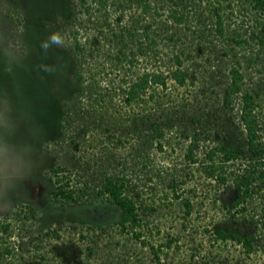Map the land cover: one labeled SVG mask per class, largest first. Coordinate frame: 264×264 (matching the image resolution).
I'll return each instance as SVG.
<instances>
[{"label": "trees", "instance_id": "obj_1", "mask_svg": "<svg viewBox=\"0 0 264 264\" xmlns=\"http://www.w3.org/2000/svg\"><path fill=\"white\" fill-rule=\"evenodd\" d=\"M77 1L73 4L71 0H0V132L2 137L4 134L7 138L13 132L10 130L11 126L13 133L25 135L27 132L31 137L28 147L22 146L20 152L10 150L3 144L0 165L5 161L15 166V157H18L19 164L22 159L27 161L23 170L17 164L14 170H9L12 172L11 176L5 173L3 175V182L13 178L19 180L26 195V198L22 196L19 200H11L14 205L13 211L9 213L22 227L38 220V214L40 219V210L32 205L28 198L31 195H27L32 184L37 186L36 189L44 187L50 204L58 209L86 204L97 206L101 211L110 209L111 213L108 214L109 219H104L103 222L81 221L74 224L58 218L51 222L53 225L48 222L45 231L41 229L35 236L27 231L25 245L16 249V252L21 253L18 251L21 248L24 255L16 254L13 247L3 248L1 244L0 264H143L140 253H136L133 261L129 262V249L134 245L147 248L151 255L149 264H189L204 246L212 250L213 246H224L227 242L239 247L244 256L253 254L257 250L254 239L264 241V83L257 85L260 82L258 79L256 82L253 80V83L245 80L248 72L256 66L254 59L247 60L246 54L253 52L252 42L257 50L264 51V0H244L260 18L256 17L253 21L249 39L245 38L247 33L244 30L238 27L230 30L229 25L224 26L225 20L221 14L224 6L220 0H213L214 5L209 11L211 29L207 28L206 33L204 31L194 36L197 41L183 42L181 50L169 52L173 70L170 69L166 77L156 73H141L124 90V98L121 99L123 106L140 102L141 93L149 88L165 89L167 81L173 82L177 88L195 85H198L195 87L197 89L209 87L208 94L219 97L218 107L206 112L204 120L196 121V124H202L205 120L209 123V119L214 116V121L210 123L216 125L218 131L205 135L201 145L197 144L195 132L181 134L180 137L186 141L185 146L181 148L180 158L179 154L174 155L173 158L176 159H172V162L175 166L178 165V171L183 172L185 177L183 180L177 179L174 167V178L170 181L162 180L166 183L158 191H164L160 196H156V192L148 195L145 188L132 183L126 176L109 174L106 170L110 167L109 160L104 159L101 152L114 147L107 149L101 143L112 140V133L103 123L97 127L93 125L94 118L98 119L96 114L100 111L94 98L97 93L91 84L81 86L83 70L78 54L83 49L76 39L79 33L75 29L80 27L81 17L89 21V28L96 34L91 37L89 46L91 49L97 48L96 44L100 42L102 35L100 28L103 26L108 30L110 27L100 17L107 18L106 8L110 7L115 12V4L119 3L120 7L117 9L125 10L133 6L141 14L129 22L133 25L132 33L126 32L124 40L131 41L132 35L135 36L133 32L137 31L135 28H139L142 22V16L149 13V0H91L100 16L94 20L87 0ZM240 5L239 1L237 6L236 0L237 9ZM230 7L227 5L226 8ZM153 14L157 15L155 12ZM174 14L171 12L168 19L179 23L182 17H175ZM117 20L121 22V16L114 18L113 22ZM230 26L236 25L232 21ZM140 29L139 44L146 43L148 47H155L156 41L154 35L150 34L149 27ZM36 33L38 41H35ZM53 34H59L62 44L50 41ZM172 41L180 39L170 36L169 42ZM44 43H48L47 49L42 47ZM138 52L143 54L141 50ZM185 64L187 65L184 66ZM9 67L11 72L8 71ZM210 82L213 85H208ZM83 91L86 94L82 97L88 105L85 114L90 116V120L85 121L83 117H79L84 113L83 109L73 114L69 113L72 106L64 109L70 96L77 93L81 96ZM111 100L108 99L107 102L110 103ZM118 104L120 105V100ZM178 108H181V104ZM192 111V117L199 112L197 107ZM123 114L118 115L119 121L131 119L126 116L127 113ZM138 114L140 112L136 111L132 117L134 122L138 120ZM191 120L193 121L192 118ZM15 125L20 129H16ZM74 126H77V134L74 133L75 140L70 142L66 152L51 148L53 144L57 147L61 138L64 141L65 134L72 132ZM144 129L137 135L138 145L150 148L152 143H156L155 148L161 151L162 131L159 126H144ZM226 131L231 132L233 142L222 140ZM140 135L142 138H139ZM93 136L99 138L97 144L90 143ZM83 138H86L85 141H82ZM237 139L241 140L239 146L234 144ZM86 143L89 153L83 152ZM182 143H165L168 145L169 155L175 154ZM97 149L99 152H95ZM88 154L90 157L84 168L87 172L94 168V164L99 163L94 169L97 171L92 170L93 175L80 170L79 162H75L76 165L68 162L89 156ZM61 158L65 161H60ZM142 159L145 161L143 156ZM33 164L39 166V173L31 172L30 166ZM238 166H245L241 170L242 174L232 171ZM160 170L154 169V175L167 180L166 177L169 176L165 169L161 175ZM2 172L3 170L0 173ZM197 177L208 182V185L203 187L197 183V194L195 186L182 189L185 183L194 181ZM27 180L31 184L29 187L25 183ZM253 195L259 198L255 208L257 220L249 218L245 221L249 224L253 221L260 237L259 234L254 237L250 231H241L235 225L238 216L247 211L245 205ZM202 207H210L209 210L212 211L208 217V226H201L202 231L200 235L197 234L198 239L204 238L206 243L202 246L192 242L190 247L180 234L190 230L188 226L191 218L195 217L197 221L208 216ZM213 218L219 219L212 223ZM227 219L231 220L230 226L226 225ZM64 223L74 227L70 231L71 238L66 241L62 237L65 230H68L67 227L62 229ZM11 225H1L0 234H7ZM193 231L190 238L191 241H196L193 240L196 230ZM145 233L150 241L145 239ZM99 242L104 244L100 249L97 248ZM99 250L100 256L97 257L95 253ZM207 261L209 260L205 262L202 259L201 264H208Z\"/></svg>", "mask_w": 264, "mask_h": 264}, {"label": "rangeland", "instance_id": "obj_2", "mask_svg": "<svg viewBox=\"0 0 264 264\" xmlns=\"http://www.w3.org/2000/svg\"><path fill=\"white\" fill-rule=\"evenodd\" d=\"M41 1V0H39ZM72 3H77V0H71ZM115 1V0H112ZM123 1V0H121ZM120 1V2H121ZM173 1H175L173 4ZM149 0L148 3L150 5L149 13L142 16V22L135 29L137 31L133 32L135 36L132 35L131 41H125L124 36L125 33H132V24L129 22L141 16L140 12L131 7L129 9L121 10L120 7L115 4V12L112 11V8L107 7L105 13H108V17H100L98 16V11L95 10L96 5L91 0H87V4H90V11L93 16V19L96 17H100L101 20L107 21L109 23L108 30L105 27L100 28V42H98L97 48L91 49L89 46V42L92 40V36L96 34L89 28V21L87 22L85 18L81 17L80 19V27H76V31L79 35L76 36L79 45L83 49V51L79 52L78 59H81L82 63V72L81 77L83 78L82 87H86L87 85H93L95 94V99L98 102V111L96 117L94 118L93 125L98 126L103 123L107 126V129L112 133V140L109 142L101 143L105 148L114 147L113 149H108L107 151H102L101 155L103 158H107L109 160L110 167L106 168L109 174H117L126 176L131 180L132 183L139 185L147 190L148 195L152 192H156V196H160L164 191L158 193L159 189H163V185L166 182L170 181L174 178V167H175V176H178L177 179H182L185 177L183 172L180 173L178 171V165L175 166V163L172 162L174 155L177 156L179 154V158L182 154L181 148L183 149L185 146V142L183 138H181V134H191L192 132L196 133L197 144L201 145L203 137L205 135H211L218 131V127L216 125H212V121H214V116L208 120L202 121V124L197 123L196 121L199 119L202 120L205 116L206 112L213 111L218 107L219 102L218 98L213 95H209V87L206 88H195V86H188L184 88H177L176 85L167 81L165 89L161 88H149L148 90L141 93V101L137 103H131L129 105L123 106L124 90L134 81L141 73H156L161 74L163 77L168 75V72L173 70V62L171 61L169 52L175 49H182V43L187 40H196V35L203 33L206 29H211L210 25L212 24L210 21L209 11L211 7L214 5L213 0ZM240 1V8H236V0H220L224 9L222 10V17H224V26L229 25V29L233 30L238 27V29L244 30L247 34L245 38L249 39L250 31H253L252 23L255 18H259L254 11L251 10L249 5L244 0H237V6ZM117 2V1H116ZM119 2V1H118ZM124 2V1H123ZM122 3V2H121ZM230 3V4H228ZM95 5V6H94ZM227 5H230V9L226 8ZM219 10V7L217 8ZM157 15H154L153 13ZM174 12L175 17H182L179 23L168 19V15ZM212 12V11H211ZM121 16L122 21L113 22L114 18ZM105 18V19H104ZM260 19V18H259ZM264 22V18L262 17ZM99 20V19H97ZM91 21V20H90ZM232 21L236 26H230ZM153 23V24H152ZM99 24V23H98ZM149 27V32L153 36L156 41L155 47H148L145 44H139L138 35L141 31L140 28ZM110 29V30H109ZM130 29V30H129ZM237 29V30H238ZM123 31L124 33H121ZM34 34V33H33ZM119 35V36H118ZM174 35V36H173ZM37 36V37H36ZM115 36V37H113ZM150 36V35H149ZM150 36V37H152ZM172 36L173 39L178 38L180 41L177 42H169V38ZM35 41H38V34H35ZM200 42V41H198ZM201 43V42H200ZM253 46V52L246 54V58L254 59L256 66L250 72H248V78L245 80L252 81L256 79L260 80L257 82V85L264 83V51L257 50L254 42L251 43ZM35 50V48H34ZM33 50V52H34ZM141 50L143 54H140L138 51ZM256 59V60H255ZM185 64L184 66H186ZM171 69V70H170ZM253 78V79H252ZM94 83V84H92ZM213 85V82H210ZM251 85V84H250ZM84 92V91H83ZM215 93V91H214ZM85 92L80 96L79 93L75 96H70L69 102L65 104V110L68 107H71L69 113H77L79 110L84 111L82 115L79 117H83V121L90 120V116L85 114L86 108H88L85 99L82 96H85ZM219 95V93H216ZM149 96H152L149 99ZM108 99H112L110 103H108ZM120 100V105L118 104ZM181 104V108H178V105ZM197 107L198 114L192 117L193 108ZM140 112L138 114V120L133 121L132 117L135 113ZM123 113H127L131 119H125L123 122L118 120V115H124ZM143 115V116H142ZM193 119V121L191 120ZM5 119V118H4ZM143 120V121H141ZM204 120V119H203ZM92 122V121H91ZM90 122V123H91ZM207 123V124H206ZM152 125H158L160 130L162 131V139L160 140V144L162 150L159 151L155 148L156 143H152L150 148H147L142 145H138V137L137 135L141 134L145 129L144 126L150 127ZM76 127V128H75ZM101 127V126H100ZM105 127V126H103ZM16 129H20L18 125H15ZM2 129V128H1ZM10 130L14 132L13 128L10 126ZM115 130V131H114ZM26 131H28L26 129ZM4 132V131H3ZM10 133L7 138L3 134V137L0 132V154H2L3 144L6 147H9L10 150L21 151L22 146H27L28 143L31 142L30 135L26 132L25 135ZM77 134V126H74L72 132L68 131L65 134L63 140L57 144V147L51 145V148L59 149L60 152L64 153L67 150L70 142L75 140V135ZM225 134V135H224ZM223 134L224 138L222 140L225 142L227 140H232L229 142H233V137L230 136L231 132L226 131ZM149 135V133H148ZM217 135H220L217 133ZM216 135V136H217ZM222 135V134H221ZM100 136V135H99ZM215 136V137H216ZM23 137V138H20ZM42 136H40L41 138ZM74 137V138H73ZM219 137V136H218ZM139 138H142L141 135ZM86 138H83L82 141H85ZM99 138L93 136L91 138V144H97V140ZM7 140V142H6ZM70 140V141H69ZM69 141V142H68ZM183 142L180 145V149L172 156L169 155L168 145L165 143H174V142ZM241 140H238L234 143L236 146L240 144ZM9 142V143H8ZM83 145V142H82ZM88 143L84 144L83 152L88 151L89 147H86ZM148 145V143H147ZM146 145V146H147ZM50 147V146H47ZM24 151V150H23ZM94 153V150H92ZM95 152H99L97 149ZM84 155V154H82ZM89 155V154H88ZM142 156L145 158V161L142 159ZM31 157V153L30 156ZM89 156H83V158H79L78 160L68 161L72 164L75 162H79V169L84 171L87 175H93V171L97 168L99 163L94 164V168H90V171H86L84 168L87 166L86 163ZM26 159H22L20 161L21 164L18 163V157H15L13 161H15V166L6 163L5 161L0 165V172L3 170V174L0 173V233H1V225L5 223H11L10 229L7 231V234H0V245L3 244L4 247H13V251L16 252L19 246H23L26 243L27 231L32 232L33 236H35L39 230L45 231L48 222H53V220L58 218H63L64 220L72 223H79L81 221H88L91 223L100 222L104 219H109L108 214L111 213L110 209L102 211L100 208L94 205H82L68 208H57L50 204L48 200V193L44 187H39L31 185L30 181H25L27 186L31 185L29 192L27 195H31L28 198L32 201V205L36 206L40 210V219L38 214V220H36L33 224L28 223L25 226H20L14 221V217L11 216V211H13V198L19 200L20 197L26 198L24 191L20 186V181L16 179H7L3 182L4 173L8 176H11L12 172L9 170H14L17 167L23 170L26 167L27 161ZM3 161V160H2ZM62 162L65 160L61 158ZM26 162V163H25ZM58 164L60 162H57ZM248 164V162H245ZM57 164V165H58ZM103 164V163H102ZM6 165V166H5ZM76 165V164H75ZM246 166V165H245ZM245 166H238V168L230 167L236 174H242L241 171ZM2 168V169H1ZM31 172L39 173L38 165L30 166ZM154 169L157 171L160 170V175L162 174L163 169L169 177H166L165 180L163 177H158L154 175ZM93 170V171H92ZM24 173L26 171L24 170ZM163 180V181H162ZM189 183H185L182 187L183 190L189 189L191 186H195V193L197 194L198 185L202 184L203 187L208 185V182H204L200 177L193 179ZM28 182V183H27ZM198 183V185H197ZM196 184V185H195ZM35 187L33 190L32 188ZM25 195V196H24ZM257 202H259V198L255 195L251 197V201L246 203L245 207L247 211L244 214L238 216V220L236 222V227L241 231H250L255 237L259 234L256 225H254L253 221L257 220ZM197 203V201H195ZM25 204V203H23ZM10 206V207H9ZM4 208V209H3ZM210 207H202V210L206 211L208 215L205 218L195 220V217L191 218L190 227L191 232L186 231L185 233L180 234L184 237L187 245L193 243H200L202 246L205 245V239H198L202 227L208 226V220L211 216ZM10 213V214H9ZM251 218L253 221L249 224L246 219ZM214 219L212 223H215ZM231 220H226V225L229 224ZM51 223L50 225H53ZM44 225H46L44 227ZM69 225V226H68ZM233 225V226H235ZM68 228L65 230V234L62 236L63 241L71 238V232L74 227L71 224L64 223L63 225ZM202 226V227H201ZM32 227V228H31ZM32 229V231H31ZM193 229L196 230V235L193 236V240L191 241V235L194 233ZM28 234V233H27ZM145 239H150L146 236ZM260 237V234H259ZM183 239V240H184ZM255 240V245L257 250L249 256H244L241 254L239 247L233 246L230 242H227L223 245H215L213 249H208L207 246L203 247V250L199 252V254L191 261L189 264H201L202 259L206 262L209 260L208 264H264V241L258 239ZM154 244V242H152ZM104 246L102 242L97 244V248L99 249ZM191 247V245H190ZM21 249V248H20ZM18 249L20 252H16V254L24 255L23 250ZM211 250V251H210ZM129 262H132L136 253H140L143 264H149L151 261V255L149 254L147 248H141L139 245H134L129 249ZM15 254V253H14ZM97 257L100 256V250L95 253ZM121 258L120 254L118 255ZM104 256H102V259ZM212 258V260H210ZM98 259V258H97ZM11 261V258H8ZM99 263V262H97Z\"/></svg>", "mask_w": 264, "mask_h": 264}, {"label": "clouds", "instance_id": "obj_3", "mask_svg": "<svg viewBox=\"0 0 264 264\" xmlns=\"http://www.w3.org/2000/svg\"><path fill=\"white\" fill-rule=\"evenodd\" d=\"M50 41L52 42V43H55V44H62V39H61V37L59 36V34H53V35H51L50 36ZM42 47L43 48H45V49H47L48 48V43H44V44H42ZM11 67H9L8 68V71L9 72H11Z\"/></svg>", "mask_w": 264, "mask_h": 264}]
</instances>
